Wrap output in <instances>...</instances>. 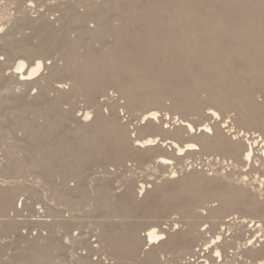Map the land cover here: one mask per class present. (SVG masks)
<instances>
[{"label":"bare ground","instance_id":"obj_1","mask_svg":"<svg viewBox=\"0 0 264 264\" xmlns=\"http://www.w3.org/2000/svg\"><path fill=\"white\" fill-rule=\"evenodd\" d=\"M46 1L0 0L3 6V13H0V51H4L8 59L15 57L11 66L13 70L9 75L5 74V63L0 61V85L4 93L3 101L0 102V116L6 117V113L3 114V105H8L17 97L19 91L16 90L19 88L22 92L23 87L32 83L31 78L47 68L51 69L48 77L53 79L56 76L70 75L72 83L68 88L57 86L56 93L48 99L49 102L40 103L45 106L39 105L37 108L30 106L20 110L21 120L19 124L17 123V130L27 133L28 140L15 138L7 143L4 151L6 161L0 160V174L15 177L17 174L37 169L39 170L37 177L41 180L44 179L43 172L48 173L49 177L62 174L63 187L70 190L71 184L69 185L68 182V186L66 179L74 177L73 179H78L82 183L86 174L84 166L93 157L98 158L112 152L114 157L111 156L112 159L108 158V160L111 162L113 160L120 166L131 157L138 160L146 159L145 161L153 159L156 160L157 167H168L174 165L177 157L190 158L199 152L207 156L201 155L200 162L202 158H206L210 164L220 163V171L214 169L209 174L203 167H194L193 170H186L188 172L181 176L179 170L174 169L173 166L171 172L173 175L166 180V183L158 184L152 191V196H148L147 199L154 202H170L168 206L165 204L164 209L157 210V214L164 211L178 213L185 218L187 228L165 230L151 224L145 228L142 236L139 235L140 222L137 223L138 225L133 223L131 225L126 220L130 214H118L117 216L122 219L119 223L120 230H111V226L107 229L104 227V222L98 223V229L99 227L102 229L99 235L102 244L111 257L105 254L104 258L101 256L92 258L94 254H91V249L84 256H78L76 261L83 264H126L125 258H139L140 250L144 249V245H148V249L143 250L146 252L143 259L145 262H160L162 255L169 253L174 256L177 264H239V258L236 257L242 254L245 255V259L248 257L253 260L252 263L250 261L251 264H264V166L262 171L258 169L263 173H257V179H252L254 176H250L255 169L259 172L257 167L264 165V100L258 101L257 96L255 97V86L264 81V0H132L133 3L138 2V9L126 10V13L115 19L107 18L106 9L102 8L110 7L112 1L119 5L122 0H62L59 8L61 7L65 14H69L70 23H74L67 28H64L62 23L59 26L52 24L49 17L40 11L37 17L28 15L26 11L22 16H13L6 12L8 5H15V9L22 12L27 2L30 4H26V8L34 4L43 5ZM79 6H86V11L80 12ZM230 7L237 9L235 12L227 11ZM63 15H59L58 20L62 19ZM89 18L96 22L94 27L86 25ZM8 22H10L9 27L6 25ZM136 22L142 26L137 31L138 36L146 44V51L153 48L163 52V56L169 55L170 58H174L178 64L170 66L175 68V72L182 67L183 71L177 75L182 79L186 75L187 79L185 78V84H181L175 91L169 93L162 91L164 84L168 83H162L160 88L158 76L150 74L148 77L147 72L145 73V70H155V68L158 73L166 71V65L162 67L161 64H157L153 67L150 64L152 67L149 68L138 66L130 62V55L121 56L117 53L118 46H122L125 37L129 35ZM77 23L80 24L79 27L75 26ZM27 25L35 30L39 29L38 31L51 30L53 39L42 43L40 47L37 44L20 46L22 37L17 39L16 34L22 33V29ZM37 33L35 37L40 38L43 32ZM108 37H114L115 41L96 51L94 45L97 40ZM60 38H65L67 45L59 44L63 47L57 48L58 44L55 43ZM45 46L51 51L56 50L64 63L49 64L45 61L44 55H37L44 51ZM121 71L137 75L138 71H142L141 73L147 76L145 77L147 80L142 83L141 80L138 81L137 76L133 81H124L121 76L123 73L120 75ZM171 76L175 77V74ZM109 84L120 89V92L128 97L130 104H145L128 105L133 110L139 106H154L142 113L141 120L147 123L138 126L139 136L134 135L132 139L125 123L118 121L117 116L109 117V114L99 109L98 96L107 92L106 87H109ZM37 88L40 93L42 91V95L38 91L37 93L44 98L52 89L48 84L38 85ZM141 92H148V95L142 97ZM203 92H207V96L203 97ZM38 94L35 97H38ZM76 96H83L88 104L96 107L95 111L87 109L82 115L83 118L77 121L79 124L75 128L66 130L56 143L51 144V136L60 129L67 117L68 111L61 105ZM168 99H172L175 107L182 109L187 115L203 113L205 103L208 101L212 105L207 107L208 112L206 111L205 114L214 121L200 123L196 127L191 120L177 117L176 122L179 123L172 129L168 128V125L163 126L160 122V111L156 106L164 105ZM31 104L32 102L26 103L24 106ZM110 109L113 113H117V105L113 101ZM227 109L236 111L234 118L230 116L231 121L221 119L220 110L227 111ZM30 113L36 114L38 119L44 118V122L37 126L31 125L25 119L26 114ZM233 120H236L242 128L237 129ZM159 133L166 137H157ZM10 134L11 132L8 131L5 139L9 138ZM69 134L73 136L72 139L69 138ZM167 139L170 141L166 142ZM1 142L3 146L5 142ZM28 143H30L29 148L31 145H34V148L29 150ZM247 165L248 168L245 167ZM249 167L253 168V171ZM146 183H141L137 195L149 191L152 184L149 186ZM80 185L81 187L73 188L72 191L80 193L86 199L89 195L88 191L83 183ZM21 186L19 183L0 184V216L8 215L14 204L16 205L15 197ZM134 186L136 190L133 181L128 182L125 197L136 202ZM60 188L62 189L61 186ZM55 195L58 196L57 199L71 200L70 196L65 197V194L58 191ZM92 199H94L92 208L105 205L106 208L108 207L107 218L114 216L112 212H116L117 208L115 209L113 205L118 201L110 189L107 187L96 189ZM215 201L217 203L213 204ZM70 203L80 208L81 200ZM200 209H205L206 212ZM203 217H209L212 221L220 220L219 223L211 222L213 228L217 225L215 228L219 229L218 231L214 229L213 233L217 234L210 239L211 242L207 239L201 241L203 232L197 227L198 220H193ZM7 222L0 219V224H6L7 232L15 230L14 222ZM233 229L235 233H232ZM79 238L74 237L72 240L77 243L81 241ZM27 242V246L19 244L16 254L4 263L68 264L64 261H55L57 258L55 251L63 246L59 241L54 243L47 238L45 241L36 239ZM238 247L241 251L237 250ZM6 250L5 245L0 246V253ZM111 260L114 261L110 262Z\"/></svg>","mask_w":264,"mask_h":264},{"label":"rangeland","instance_id":"obj_2","mask_svg":"<svg viewBox=\"0 0 264 264\" xmlns=\"http://www.w3.org/2000/svg\"><path fill=\"white\" fill-rule=\"evenodd\" d=\"M63 1H65V0H63ZM61 2H62V0H47L43 5L34 4L33 6H29L28 8H26L25 7L26 4H28V5L30 4V2H27V3H25L24 8H22V12H19L18 9H15L16 8L15 5H13V6L8 5L6 12L8 14L13 15V16H22V14H24L26 11L28 15H30L32 17H37L39 15L38 11H40L41 13L43 12L44 14L47 15V17H49L52 24L59 26V25H61L60 23H62L63 24L62 26H64V28H67L68 26L74 25V23H70V15L67 13L65 14V12L62 11L61 7L59 8V5ZM119 3L120 4L118 5L117 2L112 1V4L110 7L102 8L104 10L106 9L105 11L107 12V18L115 19V18H117V16L120 17L123 15V13H126V10L127 11L128 10L133 11V10L138 9V6H137L138 2L133 3L132 0H122ZM133 4H135L136 6ZM121 6H123V8ZM130 6H132V8ZM127 7H130V8L127 9ZM140 7H142V6H140ZM0 8H1L0 13H3V6L1 4H0ZM78 9L80 12H85L86 6H79ZM113 9H115V10L113 11ZM236 9H237V7L236 8L230 7L227 9V11L235 12ZM121 10H122V12H121ZM108 11H110V13ZM59 15H63V16H61L62 19L58 20V18H60ZM55 17H56V19H55ZM60 20H65V21H60ZM115 22L117 24V21H115ZM118 23H119V21H118ZM136 23L137 24L131 29L129 35L127 37H125L124 42L125 41L126 42L125 43L123 42L122 46H120V45L118 46L117 53L119 55L121 54V56L130 55L129 56L130 62H133L134 65H138V66H147L149 68L152 66L154 67L157 64H161L162 67H164V65H166V67H165V68H167L166 71L158 73L157 71H155L156 70V68H155V70L154 69L153 70H145V73L147 72L148 77L150 74L155 75L156 77L158 76L157 79L161 83L160 88H162V83H165V82L168 83L166 85L164 84V86H163L164 88L162 89V91L164 90L165 92H168V93H169V91H171V92L175 91V89L179 88L181 86V84H185V81H186L185 78L187 79L186 75L184 76L183 79L177 75V73L183 71L182 67H179L181 70L176 69L177 72H175V68H172L170 66L171 64H173V65L175 63L178 64V62H176L174 60V58H170L169 55L163 56V52H158V51H156V49H153V48H150V49H148L149 51H146L145 50L146 44H144L143 39L138 36V31H137V30H140L142 28V26L140 24L138 25V22H136ZM95 24H96V22L92 18H89L88 21H86V25H89L90 27H94ZM6 25L9 27L10 22H8ZM75 26L79 27L80 24L77 23V25H75ZM22 30L24 31V33L22 31L24 36L20 32H18L16 34L18 37V38L16 37L17 39H21V37H22V40H21L22 42L20 41V46H25V45L29 46V44H37L38 47H40L44 43H47L49 41V39L50 40L53 39V36L51 35V32H50L51 30L46 31V30L41 29L40 31H38L39 29L35 30L31 26L29 27V25L25 26ZM37 32H39V33L43 32L40 35V38L35 37V35H38ZM134 32H135V34H134ZM23 37H25L24 40H23ZM64 39L65 38H60V40H58L55 43V44H58V46H56L57 48L63 47L65 44L67 45V43H66L67 40L66 39L64 40ZM114 41H115L114 37L100 38L95 43L94 47H95L96 51H98V50H100L101 47L103 48L107 44L111 45L112 42H114ZM59 44H61L63 46H61ZM18 46H19V42H18ZM43 49H44V51H43L44 53L41 52L37 55H41V56L44 55L43 57L46 59L45 61L47 63H49V64H51L52 62L53 63H59V64L64 63V60L60 59L61 58L60 54L55 52L56 50L51 51V50H49L48 46L43 47ZM45 51H47V52H45ZM124 52H125V54H123ZM21 54H22V56H25L24 53H21ZM138 54H141L142 56H140ZM5 56H6V54L4 53V51H2V52L0 51V61L5 63V65H4L5 66L4 67L5 68V74L9 75L11 73V71L13 70L11 68V66L14 63L15 57L13 56V57H10L8 59L7 58L8 56H6V57ZM145 58H148L149 60H147ZM49 72H51V69L47 68L42 72L43 74L41 73V74L35 76L34 78H31L30 80L32 81V83H30L28 85L29 87L28 86L23 87L22 92L18 88L16 90V92L19 91L16 94L17 97H15L13 99V101L11 103H9L8 105H3V114L6 113L5 114L6 117L3 118L0 116V141H3L5 143L3 144V146H2V142L0 143L1 144L0 145V160L6 161L4 151L8 145L7 143L12 142L15 138H17V139L24 138V140H26V141L28 140L27 133L25 134L24 132L17 130V126L19 124V121L21 120V115H19L20 110L22 108H25V107L29 108L30 106H31L30 108L39 107L40 103H44V102L48 101L49 98H51L55 95V93H56L55 89L57 86H63L65 88H68L70 83H72V80L70 79V75L69 76L62 75L61 77L56 76V77H53V79H52V78L47 76V75H49ZM141 72L138 71V75H137V74L121 71L120 75H121V73H123V75H121V76H122V79L124 81L125 80H128V81L132 80L133 81L138 76V81L141 80L140 82L145 83V81L147 80V78H145V77H147V76H145L144 74H142L143 72L142 73ZM174 74H175V77L171 76ZM35 81H36V83H35ZM41 84H48L49 86H51V88L54 86L52 89H50L48 91V96H45V98L40 97V95L38 94V93H40V90L37 87H38V85H41ZM109 85H110L109 87L107 86L108 88L106 87L107 92L103 93L102 95L99 94V96H98V99L100 102V106L98 105L99 109L101 108V110L103 112H106L107 114H109L108 115L109 117H112L113 115L115 117L117 116L118 121L125 123L129 129V134H130L132 139L134 138V135L139 136L140 133L138 130V126L145 125L147 123V121L141 120L143 118V114L146 110H148L149 108L154 107V106H151V107H149V106L140 107L139 106V107H136L137 108L136 110H133V108L128 106V105H145V104H141V103H134V104L131 103L130 104L128 101V97L126 95L122 94L120 92V89H118L114 85H111V84H109ZM0 87H1L0 88V91H1L0 92V102H1V101H3V97H4L3 94L4 93L2 92V85H0ZM255 87H256L255 97L257 96L256 97L257 100L258 101H262V99L264 100V81H263V83H261L260 85H256ZM258 90H259V92H258ZM37 91H38V93H37ZM41 93H42V91H41ZM141 93L143 94L142 97H145L148 95V92H144V93L141 92ZM37 94L39 96L35 97ZM202 96L203 97L207 96V92H203ZM40 99H42V100L40 101ZM112 101H113V103H116V105H117V109H116L117 113L116 114L113 113L112 109H110L111 105H112ZM31 102H32L31 105L24 106L26 103H31ZM66 102L64 105H61V107L63 109H66L69 113L67 112L66 120L63 122L64 124L61 125L59 127L60 129H58L51 136L52 141L51 140H50L51 142L49 141L51 144L56 143L57 139L60 136H63V134L66 132V130L68 131V130H72L73 128H75L76 125L79 124L77 121H79V118L80 119L83 118L82 115L84 114V112L87 111V109H89V111H95L94 109H96L95 106L92 105L93 106L92 107L90 104H88V102L86 101V99L83 96H76V97H74L71 100L66 101ZM154 105L156 106V104H154ZM211 105H212V103H209L207 101L205 103L203 113L197 112V113L192 114V115H187V113L185 111H183L182 109L176 108L174 105V101L172 99H168V100H166L164 105L156 106V107L160 111V122L163 124V126L168 125L169 126L168 128L171 127L170 129H172L173 127H175L174 125H177V123H179V122H176V120H178V118H180V117H181V119L183 117V118L191 120L196 127H198V125L200 123H208L211 121L213 122L214 120L209 118L205 114L206 111L208 112L207 107H209ZM215 105L216 104H214V106ZM40 106H45V105H40ZM46 106H49V105H46ZM108 107H109V109H108ZM215 107H217V106H215ZM8 109L10 111H8ZM17 109H18V111H17ZM10 112H12V113H10ZM220 113H221V119L223 118L222 120L231 121L232 118L235 117L234 114H236V111H234L233 109H227V111L226 110H220ZM93 114H94V112H92V115ZM227 115H228V117H227ZM36 116L37 115L34 113L26 114L25 119H27V122H29L31 125L33 124L35 126H37L38 124L40 125L41 122H44V118L40 117L38 119V118H36ZM230 116H232V118ZM16 118H18V119H16ZM55 119H56V116H55ZM233 122H235L237 129L242 128L241 125H238L236 123V120H233ZM233 122H231V123H233ZM222 124H224V123H222ZM2 129H3V132H2ZM8 131L11 132V134L9 135L10 139L8 137H7L8 139L7 138L5 139ZM155 134H157V133H155ZM69 135H70L69 138L72 139L73 136H71V134H69ZM11 136L13 137V139ZM2 137H4V139ZM157 137L165 138L166 136L161 135V133H159V135H157ZM9 140H11V141H9ZM46 141H48V140H46ZM167 141H168V139L166 140V142ZM27 146H28L29 150L34 148V145H31V148H29L30 143H28ZM196 153L193 154L194 155L193 157L190 156V158H187V157L182 158L183 160L181 158L177 157L178 160L175 158L176 160H174V165H170L168 167L167 166L162 167L160 165H159L160 167H157L158 164L155 162L156 160L153 161V159L150 160V161H152V162H150V161H145L146 159L138 160V159H134L131 157H128L126 162L120 166L117 163H115L113 160H112V162L108 160V158H110V160H111L112 157H114L112 152L109 153L108 155L100 156L98 158L93 157L91 159V161H89L87 164H85L86 166H84L86 169V174L84 175L82 183L85 186V188L87 189L88 194H89L86 199H84L80 193H75L72 191L73 188H76L78 186L81 187L80 184H82L78 181V179H73L74 177H72V178L69 177L66 179L67 185H68V182H69V185L71 184L70 185L71 187L68 185L70 190L69 189L67 190V189H64V187H63L64 186L63 185L64 175H62V174L57 175L55 177H51V176L49 177L47 175L48 173L43 172V174H44L43 178L44 179H42V180L37 177V174L39 173V170H37V169L27 171V173L25 172V173L20 174V175L17 174V175H15V177H6V176L0 174V184L14 185L16 183L17 184L19 183L22 185L20 190L18 191L16 197H15L16 205L14 204V207H12V209L8 212V215H6L5 217L0 216V219L5 220L6 222H7V220H8V222H14L13 224L16 225L15 230L12 229L11 231L7 232V230L5 228L6 224L5 223L0 224V246L5 245V247L7 249L6 251L0 253V264H5L4 262L6 260H10L12 258L11 256L16 254V252L18 251L19 244H21L22 246H27V244H28L27 240L40 239L41 241H45L47 238L53 242L55 241L56 243H58V241H59L61 244H63V246H61L60 249H57L54 253V254H56L55 258L56 257L57 258L55 261H57V262L58 261H60V262L64 261L65 263H68V264H83L80 261H76V259H78V256H84V254L87 253V251L89 253V251H91V249H92L91 254H94L92 256V258H98V257L100 258V256L104 258L106 255L109 256L107 253V249L102 244L101 237L99 236L101 234L100 231H102V229H100V227L98 229V223L104 222L105 223L104 227L107 229L112 228L111 230H113V229L120 230L121 226L119 225V223L121 222L120 220H122V219H121V217H119L117 215L118 214L122 215L123 213L124 214H130V217L127 218L126 220L128 223H131V225H132V223L134 225V224H137L140 222L139 235H142V236L145 233V228L150 226L151 224H155L159 228H163L165 230H168V229L172 230L171 228H178V227H179L178 229L187 228L188 224H187L185 218H182L181 215L178 213H175V212L173 213L172 211L165 213V211H164L163 213L157 214V210L164 209L166 206L170 205L169 204L170 202H164V203L163 202H157V201L154 202V201H147V199H148V196L149 197L152 196L151 193L157 187L158 184L166 183L167 182L166 180L169 179V177H171V175H173L171 173L173 170V166H175L174 169L179 170V172H180L179 174L181 176L183 174H185L186 172L193 170L194 167L195 168H197V167L202 168L203 167V169L209 174L212 173V171L214 169L216 171H220V169H219L221 167L220 163L219 164H216V163L210 164V163H208L209 161L206 160V158H204V159L202 158L201 159L202 161L200 162L199 159L202 156L203 157H207V156L199 154V152H196ZM195 156H197V157L195 158ZM197 159H198V161H197ZM204 160H206V161H204ZM198 163H199V165H198ZM149 164H150V166H148ZM153 166H155V167H153ZM248 166L249 165H247L245 167L248 168ZM263 166L264 165L257 167V171H259L258 169H261V171H262ZM57 168H59V167L57 166ZM60 169H58V170H60ZM249 169H250V167H249ZM186 170H188V171H186ZM222 170H224V169L222 168ZM250 170L253 171V168H251ZM263 170H264V167H263ZM261 171L256 172V169H255L252 174H254V172H256V173L254 175L250 174V176L251 177L254 176V177H252V179L253 178L257 179V173L259 174V173L264 172V171L263 172H261ZM131 180L133 181V184L136 185V190H135V186H134L136 202L125 197V193L127 192L126 190H128V182ZM144 182H147L146 184L149 186L151 184L153 185V186L151 185V188L148 189L151 192L148 191L147 193H143V195L141 193H138V195H137V191H139V186H141V183H144ZM56 183H57V187H56ZM60 186L62 187V189L60 188ZM103 187H105V188L107 187V189H110L111 193H113V195H115V197L117 198V201H118L117 203H114V205H113L115 207V209L116 208L117 209H116V212H112L113 213L112 215H114L112 218H107L106 210L108 209V207L106 208L105 205H101L99 208H96V209L92 208L93 207L92 205L94 203V199H92V197H94L95 190L98 188H103ZM59 188H60V190H58ZM54 191L55 192L58 191L60 193L65 194L64 195L65 197L70 196L69 198H71V200L68 201L65 198H62L64 201L60 198H58L59 199L58 200L57 199L58 196L57 197H56V195L54 196V194H55ZM90 198H91V200H90ZM73 199L77 200V201L81 200V205L79 206L80 208H76V207H74L73 203H70L71 201L72 202L74 201ZM68 203H70V204H68ZM84 203H86V204H84ZM216 203L217 202L215 201L213 204H216ZM165 204H167V205L165 206ZM160 207H162V208H160ZM71 208H73V209H71ZM118 209H119V211H118ZM200 210L206 212L205 209L204 210L200 209ZM189 219L190 218H188V220ZM193 220H198L199 226H197V227L200 231L203 232V237H202L203 239H201V241L204 242L207 239L209 242H211L210 239H213L214 235L217 234L216 232L213 233L214 229H216V231L219 230L218 228H215V226L217 227V225H215L213 228L212 227L213 223H211V222L219 223L220 220L219 219H213V221H212V219L211 218L209 219V217L208 218L203 217V219L193 218ZM174 222H175V224H173ZM177 222H178V224H176ZM94 223L95 224L97 223V225H95ZM108 223H109V225H108ZM115 224H117L116 227H115ZM218 227H220V225ZM197 231H196V233H197ZM209 233L211 235H209ZM232 233H235V230H234V232L232 231ZM204 235L206 238H204ZM74 237H77V238L80 237L79 239H81V241L76 243L75 241L72 240V239H74ZM19 241H23V242L19 243ZM201 241H199V243H202ZM81 242H83V244H80ZM143 248H144L143 249L144 251L147 250L148 245H144ZM143 250H140V252L138 254L139 258H137V257L136 258L133 257V259L125 258L126 264L127 263H129V264H133V263L134 264H177L178 263V262H176V259L174 258V256L172 254H169V253L164 254L165 256L162 255L163 258H161L160 262H157V263L156 262H154V263L153 262H145V260H143V259L146 256V252H144ZM237 250L241 251L240 247H238ZM109 257H111V256H109ZM188 257L189 256H187V258ZM236 258H239V264H244V261H245V264H251L253 261L251 258H248V257H246V259H245V255H242V254L237 255ZM242 258H243V260H242ZM136 259H139V260H136ZM247 259L248 260L250 259V260L247 262L246 261ZM113 261L114 260H111L110 262H113ZM250 261H251V263H250ZM183 262H185V260H183ZM237 262H238V260H237ZM240 262H242V263H240ZM114 263H116V262H114Z\"/></svg>","mask_w":264,"mask_h":264}]
</instances>
